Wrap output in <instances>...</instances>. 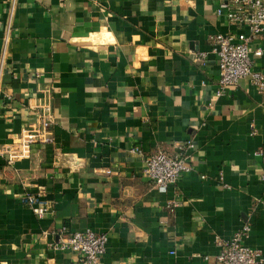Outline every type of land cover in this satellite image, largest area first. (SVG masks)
<instances>
[{
	"label": "crops",
	"instance_id": "1",
	"mask_svg": "<svg viewBox=\"0 0 264 264\" xmlns=\"http://www.w3.org/2000/svg\"><path fill=\"white\" fill-rule=\"evenodd\" d=\"M223 1L0 0V151L38 106L54 118L52 144L0 157V264H77L50 248L63 228L106 235L102 264H217L245 224L264 255V93H217L210 37L248 34ZM249 50L264 74V32ZM157 151L192 169L166 192L143 175ZM37 193L44 215L21 201Z\"/></svg>",
	"mask_w": 264,
	"mask_h": 264
},
{
	"label": "built area",
	"instance_id": "2",
	"mask_svg": "<svg viewBox=\"0 0 264 264\" xmlns=\"http://www.w3.org/2000/svg\"><path fill=\"white\" fill-rule=\"evenodd\" d=\"M216 15L225 18L238 29H246L248 34H218L210 37L212 52L216 56L219 70L218 94L226 87L236 86L241 79L248 78L251 85L259 93H264V74L253 69V60L249 45L258 35L264 32V0H225L221 2ZM261 50L253 53L260 57ZM35 119L23 129L17 138V151L4 153L6 163L13 165L16 161L28 158L32 147L53 143L54 118L48 105L38 106L35 110ZM188 147L191 148V145ZM132 152H138L136 149ZM264 161V149L254 153ZM192 169L187 157L178 154L170 155L164 151H157L145 160L143 175L160 192H166L169 187L177 184L178 180ZM264 181V175L262 176ZM21 201L30 207L35 215H44L50 206L41 193L26 194ZM172 209L178 207L172 202ZM250 231L249 225H244L229 240H217L219 253L217 264H264V255L261 250L245 245L244 239ZM107 236L91 230L68 231L61 229L57 240L50 244L55 251L72 253L77 257V264H102V257L106 251Z\"/></svg>",
	"mask_w": 264,
	"mask_h": 264
}]
</instances>
